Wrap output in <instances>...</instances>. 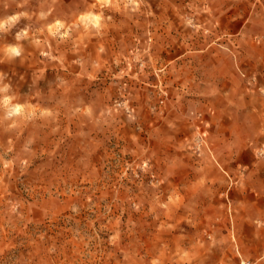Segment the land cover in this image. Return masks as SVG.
I'll list each match as a JSON object with an SVG mask.
<instances>
[{
  "label": "rangeland",
  "instance_id": "1",
  "mask_svg": "<svg viewBox=\"0 0 264 264\" xmlns=\"http://www.w3.org/2000/svg\"><path fill=\"white\" fill-rule=\"evenodd\" d=\"M0 264H264V0H0Z\"/></svg>",
  "mask_w": 264,
  "mask_h": 264
}]
</instances>
